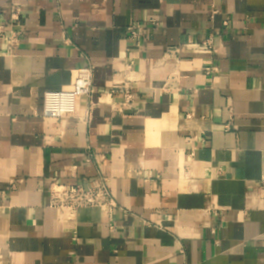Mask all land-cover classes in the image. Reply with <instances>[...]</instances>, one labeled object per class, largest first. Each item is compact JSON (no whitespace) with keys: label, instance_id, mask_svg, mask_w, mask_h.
<instances>
[{"label":"crops","instance_id":"1","mask_svg":"<svg viewBox=\"0 0 264 264\" xmlns=\"http://www.w3.org/2000/svg\"><path fill=\"white\" fill-rule=\"evenodd\" d=\"M150 18L135 47L127 26ZM0 30V264H264V0H0ZM82 67L93 108L44 116ZM90 153L119 208L59 215L50 184L94 179Z\"/></svg>","mask_w":264,"mask_h":264},{"label":"built area","instance_id":"2","mask_svg":"<svg viewBox=\"0 0 264 264\" xmlns=\"http://www.w3.org/2000/svg\"><path fill=\"white\" fill-rule=\"evenodd\" d=\"M219 13L216 8L212 9L211 17ZM19 10L17 8L12 9V23L19 20ZM159 20L157 18H150L144 22H135L127 26V37L133 41L135 47H141L143 40L154 30L159 27ZM227 25V22H225ZM12 29V24L9 25ZM3 30H0L2 32ZM221 36V32L217 31L215 34L209 36V38L202 40L201 45L210 49L213 53L220 52V46L216 42V39ZM7 42V51L9 53L17 46V33L14 29L10 30L9 35L3 37ZM126 70H131L132 63H126ZM207 75H215L219 73V68L215 64H210L204 67ZM95 93L93 82V68L82 67L76 70V76L72 87L66 89H49L43 94L42 111L46 117L54 119H64L73 117L79 114V99L86 98L90 104V109L93 108V95ZM112 93L122 96L120 106L127 107L135 100V89L130 80H125L123 83H119L112 88ZM87 115L83 119L91 118V112L87 110ZM226 130L230 129V125L225 126ZM87 162H95L97 165V173L94 179L84 178L77 184H63L54 181L49 187V202L48 206L55 209L59 215L65 212H77L83 208H99L100 210L112 214L119 208V204L112 194L110 188V181L103 171V164L106 161V155L101 154L97 156L94 153H90L87 158ZM211 213L218 215L219 210L212 208ZM212 232L215 233V228H212Z\"/></svg>","mask_w":264,"mask_h":264}]
</instances>
